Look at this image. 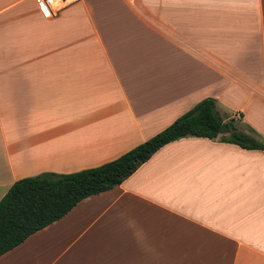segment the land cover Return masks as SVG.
Listing matches in <instances>:
<instances>
[{"label": "crops", "instance_id": "0c3cea01", "mask_svg": "<svg viewBox=\"0 0 264 264\" xmlns=\"http://www.w3.org/2000/svg\"><path fill=\"white\" fill-rule=\"evenodd\" d=\"M207 97L264 137V0H80L51 18L0 0V200L116 159ZM0 264H264V150L170 142Z\"/></svg>", "mask_w": 264, "mask_h": 264}, {"label": "trees", "instance_id": "16d2710c", "mask_svg": "<svg viewBox=\"0 0 264 264\" xmlns=\"http://www.w3.org/2000/svg\"><path fill=\"white\" fill-rule=\"evenodd\" d=\"M219 102L207 97L169 126L116 159L71 173L42 172L17 180L0 200V256L70 212L80 201L115 188L135 173L160 148L185 137H206L264 150V138L224 114ZM223 123L231 128L220 134Z\"/></svg>", "mask_w": 264, "mask_h": 264}, {"label": "built area", "instance_id": "2783aa9c", "mask_svg": "<svg viewBox=\"0 0 264 264\" xmlns=\"http://www.w3.org/2000/svg\"><path fill=\"white\" fill-rule=\"evenodd\" d=\"M78 1L80 0H39L38 6L46 17L51 18L58 16L63 10Z\"/></svg>", "mask_w": 264, "mask_h": 264}, {"label": "rangeland", "instance_id": "374dc122", "mask_svg": "<svg viewBox=\"0 0 264 264\" xmlns=\"http://www.w3.org/2000/svg\"><path fill=\"white\" fill-rule=\"evenodd\" d=\"M36 1V3L38 4L39 3V0H34ZM39 8V6H38ZM40 10V9H39ZM41 12V11H40ZM42 13V12H41ZM43 14V13H42ZM218 108L221 109L222 107L220 106V104H218ZM223 113L225 114H229V115H232V113L230 112H227L225 110H222ZM235 123L239 126V127H242V128H245V126L241 123V118L237 115L236 118H235ZM264 138V137H263Z\"/></svg>", "mask_w": 264, "mask_h": 264}, {"label": "water", "instance_id": "95a60500", "mask_svg": "<svg viewBox=\"0 0 264 264\" xmlns=\"http://www.w3.org/2000/svg\"><path fill=\"white\" fill-rule=\"evenodd\" d=\"M231 131V128L227 123H223L220 129V134H228Z\"/></svg>", "mask_w": 264, "mask_h": 264}]
</instances>
